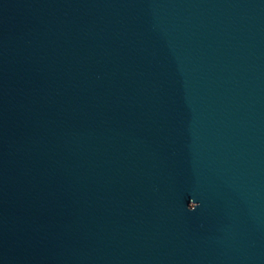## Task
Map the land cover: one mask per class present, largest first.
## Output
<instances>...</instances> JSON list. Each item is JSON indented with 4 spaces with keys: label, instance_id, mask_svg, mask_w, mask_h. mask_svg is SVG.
I'll use <instances>...</instances> for the list:
<instances>
[{
    "label": "water",
    "instance_id": "95a60500",
    "mask_svg": "<svg viewBox=\"0 0 264 264\" xmlns=\"http://www.w3.org/2000/svg\"><path fill=\"white\" fill-rule=\"evenodd\" d=\"M0 264H264V165L0 250Z\"/></svg>",
    "mask_w": 264,
    "mask_h": 264
}]
</instances>
